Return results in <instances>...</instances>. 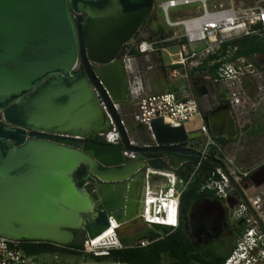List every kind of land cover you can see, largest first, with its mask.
<instances>
[{
  "label": "water",
  "instance_id": "water-1",
  "mask_svg": "<svg viewBox=\"0 0 264 264\" xmlns=\"http://www.w3.org/2000/svg\"><path fill=\"white\" fill-rule=\"evenodd\" d=\"M153 4L0 0L1 237L82 246L113 220L120 234L142 223L147 180L166 182L165 173L185 172L191 156H200L189 146L198 130L156 118L150 142L137 144L122 123L119 107L134 85L123 47ZM223 108L222 117L205 123L214 137L232 139L236 121ZM112 123L116 143L98 137ZM250 183L264 184V164Z\"/></svg>",
  "mask_w": 264,
  "mask_h": 264
},
{
  "label": "built area",
  "instance_id": "built-area-1",
  "mask_svg": "<svg viewBox=\"0 0 264 264\" xmlns=\"http://www.w3.org/2000/svg\"><path fill=\"white\" fill-rule=\"evenodd\" d=\"M156 2L164 15L168 31L165 30L166 35L154 39L143 38L131 45L140 55L165 52L170 60L167 66L172 80L188 81L191 74L196 72L203 79L221 84L226 104L233 116L256 108L264 101V52L234 57L239 41L247 38L264 39V0ZM129 43L126 45L129 46ZM170 47L174 50L169 51ZM123 56L127 59L131 57L126 53ZM213 65H216V69L210 73L209 68ZM248 81L251 82L250 89ZM136 99L132 118L135 124L143 125L146 129L156 118H162L164 123L172 127H185V122L201 116L199 102L188 95L184 88L177 92L166 90L138 94ZM100 105L106 111L103 102ZM122 123L124 125L123 120ZM186 130H198L202 134L197 149L200 152L199 161L191 163L194 164V170L200 160L207 157L210 147L217 148L214 157L221 164H216L202 188L212 190L223 201L234 199L229 215L242 225L239 239L222 264H264V211L258 197L248 194V188L242 187L243 180L249 178L252 172L240 171L232 166L231 161L222 159L224 153L205 122ZM98 137L111 143L120 140L114 123L111 131L99 133ZM164 175L166 182L156 190L152 188L153 182L147 180L145 184L140 216L147 227L160 225L174 228L179 221L180 196L187 182L172 173ZM237 188L242 190L243 196L236 193ZM117 227L118 224L111 221L106 231L96 238L87 239L76 250L97 257H108L111 251L126 246L146 247L152 242L143 237L131 245H124L119 240ZM31 259L22 250L21 241L0 236V264H30Z\"/></svg>",
  "mask_w": 264,
  "mask_h": 264
},
{
  "label": "rangeland",
  "instance_id": "rangeland-1",
  "mask_svg": "<svg viewBox=\"0 0 264 264\" xmlns=\"http://www.w3.org/2000/svg\"><path fill=\"white\" fill-rule=\"evenodd\" d=\"M160 26L164 30L168 31L167 26L164 22V15L158 9L157 2L154 0L153 8L149 18L146 21L145 26L139 30L138 35L133 38L129 43V46L134 45L137 41L149 39L150 26ZM152 37L150 39H154ZM264 41V39H262ZM174 48L170 47L169 51H173ZM135 63V68L137 74L141 79L143 85L142 93L147 91L148 85V74L160 73V81L163 85L162 91H175L177 92L178 85L181 84L182 87H187L188 81L180 79L174 81L170 78V70L167 66L169 63V58L165 52L155 53L145 56L142 55L131 56ZM151 66V67H150ZM214 87V86H213ZM136 96L131 95L128 101L119 107V113L121 119L124 121V125L127 130L129 138L137 144H143L144 137L151 140L147 129L142 131L136 128V124L133 121V113L135 110ZM212 101V100H211ZM213 102V101H212ZM236 121L237 135L219 145L224 153L222 159L231 161L232 166L238 168L243 172H252L260 165L264 164V101H262L256 108L243 112L241 114L234 115ZM197 118H194L188 122H185V127L189 129L190 125L197 124ZM198 139L197 142H200ZM150 142V141H147ZM249 183V178H245L242 183V187L248 188V194L253 195V190ZM182 187V186H181ZM260 187H264V184ZM154 228V227H152ZM146 230V226L140 223L137 228L132 231H125L119 234V240L124 245H131L137 241V236L141 232ZM89 254L82 253L81 255H47L35 258V264H107L105 263H95L94 260L88 256Z\"/></svg>",
  "mask_w": 264,
  "mask_h": 264
},
{
  "label": "trees",
  "instance_id": "trees-1",
  "mask_svg": "<svg viewBox=\"0 0 264 264\" xmlns=\"http://www.w3.org/2000/svg\"><path fill=\"white\" fill-rule=\"evenodd\" d=\"M145 24L146 22L142 25L140 30L145 26ZM148 30L150 32V38L158 37L164 34L166 35L164 28L158 25L156 28L150 27ZM138 32L135 37L138 35ZM238 44L239 45L234 53V57L252 56L253 54L264 52V41L262 39L247 38L239 41ZM127 47L129 46L125 45L123 47V54L126 53L129 56L140 55L134 46H130L129 49L126 50ZM217 56L218 55H215V57ZM215 69L216 65H213L210 69V73H214ZM136 128L141 129L142 131L146 130L145 126L140 124H136ZM143 139L145 142L150 141L146 137ZM214 139L218 145H222L223 143L230 141L229 138L223 136H217L214 137ZM216 151L217 148L215 146L210 147L207 157L200 160V163L195 170L193 166L194 164H191L188 170L179 174L181 179L184 182H187L180 196V203L184 212H187L197 199L218 198L212 190L202 188V185L209 177L210 172L216 166V163L212 161V159H216L214 157ZM198 161L199 157H194L192 163H197ZM160 232L166 233L168 232V228L160 225H153L151 227L146 226V230L138 234L137 240L143 237L151 239L152 242L148 246H126L122 249L111 251L108 257H97L90 254L88 256H90L93 260L112 258L128 264H159L165 257L170 259L175 257L174 255L176 254L178 246L184 242L182 235H179V233L173 232L171 235L161 238L159 234ZM21 248L27 256H40L43 254H82L76 250L77 248H80V246H63L44 241L21 240ZM229 253L230 251L223 255L217 264H222ZM182 258L186 261L193 260L190 256H182Z\"/></svg>",
  "mask_w": 264,
  "mask_h": 264
},
{
  "label": "flooded vegetation",
  "instance_id": "flooded-vegetation-1",
  "mask_svg": "<svg viewBox=\"0 0 264 264\" xmlns=\"http://www.w3.org/2000/svg\"><path fill=\"white\" fill-rule=\"evenodd\" d=\"M209 117L211 116L205 115L204 122L205 119ZM197 140L189 144L190 147L196 150L199 146ZM194 157L195 156H191L192 162ZM179 174H177V177L181 178ZM245 188L247 189L250 187ZM239 190L242 193L241 196H243V192L240 188H237L236 193L240 195ZM252 190L254 196L258 197L261 202V208L264 211V187H253ZM230 199V201L229 199L223 201L219 198H200L191 205L187 212L183 211L182 205L180 204L177 226L168 228V232L166 233L160 232L159 234L162 238L171 235L173 232L179 233V235H182L184 242L178 246L176 254L174 255L175 257L171 259L165 257L159 264H217L223 255L227 254L229 251L231 252L242 233V225L232 220L229 215L231 208L234 206V204L231 205L232 201L235 203L234 199ZM139 224H132L121 233L132 231L137 228ZM258 224L260 226V223ZM47 255L50 254H43L44 257ZM40 256H31L32 259L30 264H35V258ZM182 256H190L193 260L186 261ZM94 262L128 264L112 258L94 260Z\"/></svg>",
  "mask_w": 264,
  "mask_h": 264
},
{
  "label": "crops",
  "instance_id": "crops-1",
  "mask_svg": "<svg viewBox=\"0 0 264 264\" xmlns=\"http://www.w3.org/2000/svg\"><path fill=\"white\" fill-rule=\"evenodd\" d=\"M143 58H145V56H143ZM210 69L211 67L209 68V71ZM128 71L132 74V77H133V83H134V85L132 86L133 96H136L138 94H144L142 93L143 85H142L141 79L139 78L137 74L135 63L131 57L129 59ZM147 76H148L149 81H148V85L146 88L147 91L145 93H153V92L162 91L163 85L160 81V78H161L160 73H156L154 75L148 74ZM174 81H178V80H174ZM247 86L249 89L251 88L250 81L247 82ZM183 88L186 89V92L188 95L197 99L200 105L201 116L198 118L197 124L190 125L189 129L192 126L196 127L201 122H204L205 115H210L213 118L222 117L226 111V109L223 108L224 106H227V109H229V111L231 112L230 108L226 104V95H225V91L222 85L215 84L206 79H203L200 73L193 72L191 74L186 88L182 87L181 84L178 85L177 87L178 90L183 89ZM152 182H153L152 188L154 190L162 187L164 184V180L161 178H154Z\"/></svg>",
  "mask_w": 264,
  "mask_h": 264
},
{
  "label": "bare ground",
  "instance_id": "bare-ground-1",
  "mask_svg": "<svg viewBox=\"0 0 264 264\" xmlns=\"http://www.w3.org/2000/svg\"><path fill=\"white\" fill-rule=\"evenodd\" d=\"M142 208H143V203H142ZM113 224H116V222L113 220ZM101 235V234H100ZM96 238V237H95Z\"/></svg>",
  "mask_w": 264,
  "mask_h": 264
}]
</instances>
